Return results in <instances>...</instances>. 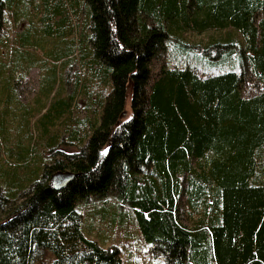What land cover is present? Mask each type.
Listing matches in <instances>:
<instances>
[{
  "label": "trees",
  "instance_id": "16d2710c",
  "mask_svg": "<svg viewBox=\"0 0 264 264\" xmlns=\"http://www.w3.org/2000/svg\"><path fill=\"white\" fill-rule=\"evenodd\" d=\"M15 3L0 0L5 90ZM38 5L46 32L66 31L68 9L81 28L53 57L65 76L43 112L40 149L6 147L16 164L0 168V264H32L38 249L49 264H122L117 246L82 231L80 207L111 199L133 210L161 264H264V0ZM67 144L76 150L55 153ZM30 155L38 168L25 165ZM57 170L75 174L55 190Z\"/></svg>",
  "mask_w": 264,
  "mask_h": 264
},
{
  "label": "rangeland",
  "instance_id": "374dc122",
  "mask_svg": "<svg viewBox=\"0 0 264 264\" xmlns=\"http://www.w3.org/2000/svg\"><path fill=\"white\" fill-rule=\"evenodd\" d=\"M39 1L33 0L38 8ZM23 3L24 0H19V3L13 4L12 10L6 11V14L8 11L11 12L9 14L12 25L9 23L1 46L7 53V56H2V61L11 63L14 71L9 75L11 90H5L0 80L2 98L0 113L2 111L6 113V121L0 129V168H11L16 164V154L10 152V155L6 147H12L14 152L21 147L22 151L26 149L29 153L31 148L32 151L35 148L40 149L39 140L42 135L40 122L46 117L43 112L51 109L50 104L58 97L65 76V70L60 67L59 60L54 61L53 57L60 53L65 54V41L75 39L81 28V22L75 21L68 9L70 20L66 31L63 27L55 30L52 24V30L46 32L41 23L42 10L34 9L33 5L24 8ZM14 20L16 24H13ZM72 46L75 44L72 43ZM51 67L54 68L53 71ZM73 69L70 68V73ZM67 89L69 91L70 87ZM130 90L131 82L128 80L124 98V118L130 113ZM5 100L8 104L2 108ZM78 112L82 116V110L80 112L79 109ZM56 147L55 153L58 151L69 153L77 148L74 144ZM28 160H32L31 155ZM36 163L31 161L25 165L38 168L40 165ZM80 211L83 233L103 247L117 246L122 264L163 262L161 255H153L150 251V243L143 239L135 222L133 210L129 207L113 199L107 202L97 200L81 206ZM51 260L52 255L48 250L38 249L32 264H49Z\"/></svg>",
  "mask_w": 264,
  "mask_h": 264
},
{
  "label": "water",
  "instance_id": "95a60500",
  "mask_svg": "<svg viewBox=\"0 0 264 264\" xmlns=\"http://www.w3.org/2000/svg\"><path fill=\"white\" fill-rule=\"evenodd\" d=\"M74 174V172L69 170L54 171L50 175L49 184L55 190L60 189L74 177Z\"/></svg>",
  "mask_w": 264,
  "mask_h": 264
}]
</instances>
